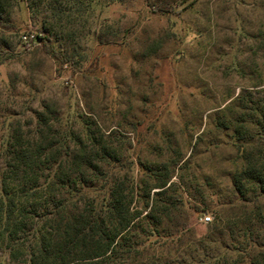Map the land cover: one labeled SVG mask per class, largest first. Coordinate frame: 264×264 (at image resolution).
<instances>
[{
  "label": "rangeland",
  "instance_id": "obj_1",
  "mask_svg": "<svg viewBox=\"0 0 264 264\" xmlns=\"http://www.w3.org/2000/svg\"><path fill=\"white\" fill-rule=\"evenodd\" d=\"M77 1L69 27L43 29L23 0L3 15L0 110L23 120L46 100L63 116H89L128 139L135 180L140 165L181 159L172 180L187 185L184 206L203 235L200 216L211 222L218 200L234 196L241 146L264 150L255 110L264 107V0ZM30 32L37 40L27 46ZM0 264L27 263L0 248Z\"/></svg>",
  "mask_w": 264,
  "mask_h": 264
},
{
  "label": "trees",
  "instance_id": "obj_2",
  "mask_svg": "<svg viewBox=\"0 0 264 264\" xmlns=\"http://www.w3.org/2000/svg\"><path fill=\"white\" fill-rule=\"evenodd\" d=\"M16 1L0 0V23ZM23 1L42 13L43 29L71 26L80 9L77 0ZM255 110L264 119V107ZM0 111V248L11 263L264 264V150L241 146L233 198L218 200L195 236L187 185L178 173L172 180L181 159L140 165L135 180L128 139L89 116H63L46 100L23 120Z\"/></svg>",
  "mask_w": 264,
  "mask_h": 264
},
{
  "label": "built area",
  "instance_id": "obj_3",
  "mask_svg": "<svg viewBox=\"0 0 264 264\" xmlns=\"http://www.w3.org/2000/svg\"><path fill=\"white\" fill-rule=\"evenodd\" d=\"M22 42L27 45L31 46L32 44L36 43L37 37L34 33H24L21 35ZM200 221L203 223H207L210 221V216L203 214L200 216Z\"/></svg>",
  "mask_w": 264,
  "mask_h": 264
}]
</instances>
